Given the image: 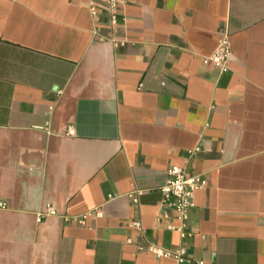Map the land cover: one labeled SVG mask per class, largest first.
Instances as JSON below:
<instances>
[{"label":"crops","instance_id":"0c3cea01","mask_svg":"<svg viewBox=\"0 0 264 264\" xmlns=\"http://www.w3.org/2000/svg\"><path fill=\"white\" fill-rule=\"evenodd\" d=\"M118 1L0 0V264H264V0Z\"/></svg>","mask_w":264,"mask_h":264},{"label":"built area","instance_id":"2783aa9c","mask_svg":"<svg viewBox=\"0 0 264 264\" xmlns=\"http://www.w3.org/2000/svg\"><path fill=\"white\" fill-rule=\"evenodd\" d=\"M118 0H107V4L110 8L111 23L115 25L116 23V12L118 5ZM94 14V12H92ZM231 58V46L228 36L220 41L218 48L213 52V54L207 58H203L202 63L206 67H210L218 70L220 73H225L228 70V63ZM70 131V130H69ZM204 186V182L198 177L189 176L184 168L172 167L167 171V179L160 187V191L163 195L162 206L170 207L174 209L178 214L180 220L184 221L187 218V214L192 208V200L194 193ZM139 195V193H137ZM134 203H137L136 197H132ZM4 205L0 203V208ZM55 211L51 207H47L44 212L37 215V222L42 219L54 216ZM86 216L83 217V219ZM82 223V222H80ZM135 227H139L135 224ZM149 251L154 252L158 255L169 256V252H163L157 248L149 247ZM178 262L181 260L180 253L175 254ZM203 264V263H198Z\"/></svg>","mask_w":264,"mask_h":264}]
</instances>
